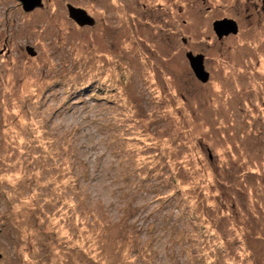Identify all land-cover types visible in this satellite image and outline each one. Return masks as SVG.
<instances>
[{"label": "rangeland", "instance_id": "374dc122", "mask_svg": "<svg viewBox=\"0 0 264 264\" xmlns=\"http://www.w3.org/2000/svg\"><path fill=\"white\" fill-rule=\"evenodd\" d=\"M41 3L0 0V264H264V0Z\"/></svg>", "mask_w": 264, "mask_h": 264}, {"label": "water", "instance_id": "95a60500", "mask_svg": "<svg viewBox=\"0 0 264 264\" xmlns=\"http://www.w3.org/2000/svg\"><path fill=\"white\" fill-rule=\"evenodd\" d=\"M17 1L21 3L24 12H31L35 8H39L42 5L41 0H17ZM68 12L70 18L79 26L90 25L92 21V19L86 16L85 11L81 9H77L69 6ZM213 28L219 39H221L223 36H228L229 34L236 35L238 32V27L235 21L227 20V19L214 23ZM26 50L31 56H34L35 53L30 47H27ZM186 58L196 78L199 79V81L201 82L207 81L208 74L204 71V62H203L204 57L201 55L197 56V55H193L192 53H187ZM0 259H1V254H0Z\"/></svg>", "mask_w": 264, "mask_h": 264}, {"label": "trees", "instance_id": "16d2710c", "mask_svg": "<svg viewBox=\"0 0 264 264\" xmlns=\"http://www.w3.org/2000/svg\"><path fill=\"white\" fill-rule=\"evenodd\" d=\"M189 53H192V52H189ZM193 54V53H192ZM194 55V54H193ZM2 257V256H1Z\"/></svg>", "mask_w": 264, "mask_h": 264}, {"label": "flooded vegetation", "instance_id": "af4514ba", "mask_svg": "<svg viewBox=\"0 0 264 264\" xmlns=\"http://www.w3.org/2000/svg\"><path fill=\"white\" fill-rule=\"evenodd\" d=\"M27 49V48H26Z\"/></svg>", "mask_w": 264, "mask_h": 264}]
</instances>
